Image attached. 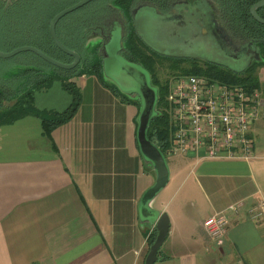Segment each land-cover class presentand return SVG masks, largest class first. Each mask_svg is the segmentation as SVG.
Listing matches in <instances>:
<instances>
[{
	"label": "crops",
	"instance_id": "1",
	"mask_svg": "<svg viewBox=\"0 0 264 264\" xmlns=\"http://www.w3.org/2000/svg\"><path fill=\"white\" fill-rule=\"evenodd\" d=\"M73 81L79 108L50 136L31 115L0 124V264H144L152 228L139 201L155 176L136 141L137 107L93 75ZM70 101L57 81L35 94L39 110ZM263 134L264 105L250 128L253 159L166 157L169 182L152 206L169 230L155 264H264V214H249L264 201ZM236 202L217 243L204 222Z\"/></svg>",
	"mask_w": 264,
	"mask_h": 264
},
{
	"label": "trees",
	"instance_id": "2",
	"mask_svg": "<svg viewBox=\"0 0 264 264\" xmlns=\"http://www.w3.org/2000/svg\"><path fill=\"white\" fill-rule=\"evenodd\" d=\"M79 0H0V50L11 51L20 46H33L48 56L62 62L71 63L73 57L64 53L53 43L49 34V23L60 10ZM107 0H93L85 6L67 14L56 24V34L61 43L76 51L80 56L79 64L73 69H61L44 61L33 52H20L7 59L0 58V124H12L25 116H35L40 120L42 132H51L70 121L81 102V92L73 81L76 71L79 75H93L109 87L124 101L134 104L137 110L140 102L130 99L102 78V54L100 44H88L87 38L93 30L97 14L105 10ZM134 0H113L129 16ZM147 1V0H144ZM154 1V0H149ZM223 8L231 22V30L239 32L243 38L254 42L264 53V25L257 22L249 12L258 0H214ZM257 14L264 18V6ZM132 14V13H131ZM123 55L140 64L150 74L151 82L158 89L157 111L149 124L147 138L154 142L163 154L170 146L171 129L167 112L166 95L170 77L196 74L206 76L227 84H237L248 88L259 86L256 62L243 72H234L224 66L204 60H190L180 72L168 77L159 75L158 55L146 47L138 37L136 29L127 28L123 39ZM156 56V57H155ZM180 61L186 62L183 59ZM59 82L70 95V104L62 111L39 110L35 106V94L48 89L53 82ZM138 114V113H137ZM155 229L148 237L147 248L153 243Z\"/></svg>",
	"mask_w": 264,
	"mask_h": 264
},
{
	"label": "water",
	"instance_id": "3",
	"mask_svg": "<svg viewBox=\"0 0 264 264\" xmlns=\"http://www.w3.org/2000/svg\"><path fill=\"white\" fill-rule=\"evenodd\" d=\"M93 0H79L78 2L60 10L57 12L49 23V34L50 37L57 48H59L64 53L69 54L73 57V61L71 63H62L41 50L33 47V46H20L11 51H1L0 50V58L7 59L15 56L20 52L30 51L38 55L44 61L52 64L61 69H73L80 62L79 54L64 46L59 40L56 34V24L57 22L66 16L67 14L85 6ZM208 1V0H206ZM264 6V0H258L254 4H252L249 8V12L252 17L264 25V18L260 17L257 14V9ZM144 12L147 16L156 15L159 18V21L165 22L167 25L172 27V33L169 37H167L165 41V51L168 52L171 47V43L173 40L181 41V49L186 51L187 53L178 54L182 55L181 57H189L192 59L201 58L202 55H206L213 60V63L218 65H222L223 56L221 55V51L223 50L218 38H223L222 34L216 32V35L212 34L215 40V44H210L211 34L209 36L205 31L201 30V27L198 24H184L182 21H187V17H179L178 15H172L169 13L163 14L155 5L150 3H141L137 5L131 11V15L134 20V26L137 32V35L142 39L146 45V39L144 34L140 31L138 26V21L141 16V13ZM152 17V16H151ZM190 20V19H189ZM188 20V21H189ZM90 37V36H89ZM87 38V45L91 44H100V51L104 56L109 57V51L113 50L114 47L118 48V51L123 48V27L120 25L118 29H111L108 38H104L103 35H99V40L96 42L91 41L90 38ZM193 40L194 42H191ZM223 40V39H222ZM120 44L117 47V43ZM188 43L192 44V47L188 45ZM122 63H125L126 73L123 77L122 81L113 80L110 77H106L107 80L103 78L109 84L114 85L120 93L127 96L130 99H137L140 102V108L138 110V114L136 117V141L138 144L139 152L143 159L144 164L149 167L154 173L155 179L153 184L147 188L142 194L139 201V218L140 222L143 224H149L150 228L155 229L156 235L153 243L149 246L148 252L146 254L144 264H155L158 261V251L164 242L168 230H169V218L165 212L157 211L152 203L156 196L161 192V190L167 185L169 182V166L167 163V158L165 154L161 152L158 146L147 138V130L150 124L151 119L158 114L157 111V101H158V89L152 84L150 74L146 69H144L140 64L131 63L130 61L121 58ZM212 62V61H208ZM245 68L242 69H232L234 72H243ZM80 71H76L75 76H78ZM104 74V71H102Z\"/></svg>",
	"mask_w": 264,
	"mask_h": 264
},
{
	"label": "built area",
	"instance_id": "4",
	"mask_svg": "<svg viewBox=\"0 0 264 264\" xmlns=\"http://www.w3.org/2000/svg\"><path fill=\"white\" fill-rule=\"evenodd\" d=\"M170 146L165 156L194 154L201 159L243 160L254 158L250 136L264 100L258 87L227 84L196 74L170 77L166 95ZM236 202L204 222L209 238L221 243L227 229V213H237ZM251 218L264 214V201L249 210Z\"/></svg>",
	"mask_w": 264,
	"mask_h": 264
},
{
	"label": "flooded vegetation",
	"instance_id": "5",
	"mask_svg": "<svg viewBox=\"0 0 264 264\" xmlns=\"http://www.w3.org/2000/svg\"><path fill=\"white\" fill-rule=\"evenodd\" d=\"M141 3H150L152 5H155L157 9H159L163 14L175 13L172 15H178L179 17L188 16L187 19L190 20L182 22L187 25L198 24V26L201 27V30L205 31L208 36L209 34H211V39L210 37H208L210 40V44H215V40L212 34L216 35L215 31L221 33L223 38H220V36L218 38V41L223 49L221 51L223 60L220 63H222L224 67L231 70L242 68H245L244 70H246L247 68L253 66L256 62H258L261 65V68H259H264V53H262L257 48L254 42L252 43L249 40L243 38V36L239 32L231 30L230 26L232 25L228 16L225 14L223 8L220 7L214 0H134L130 7V14L128 17L125 16V13L121 9V7L116 6V4L113 3V0H107L105 3V10L102 13L96 15L95 24L92 25L93 30L90 32L91 34L89 36L95 33L98 36L103 35V37L106 39L108 38L111 29L116 30L118 29V26L121 25L123 27V42L127 28H131V26L135 28L131 11ZM191 42L194 41L191 40ZM142 43L147 49V54H151L149 53L151 51L152 53L158 55V61L161 60V56H164L156 53L144 42ZM171 44L172 45L169 50H182L181 41H177L175 39ZM188 45L192 47L191 43H188ZM125 50L126 49L123 44L121 52ZM123 56L131 63L138 64L136 61L131 59V56ZM179 59L185 60L186 62L184 64H187L190 60H198L189 57H179L178 59H176V61H180Z\"/></svg>",
	"mask_w": 264,
	"mask_h": 264
},
{
	"label": "rangeland",
	"instance_id": "6",
	"mask_svg": "<svg viewBox=\"0 0 264 264\" xmlns=\"http://www.w3.org/2000/svg\"><path fill=\"white\" fill-rule=\"evenodd\" d=\"M151 16H147L146 14H144V12H142L138 21V26L140 28V31L144 34L148 46L156 53L164 55L161 56L162 58L159 61V71L157 72L163 77H168L172 73L180 72L181 68L184 67L185 62L176 61V59L182 56L178 54H183V56H185L184 54H186L187 52L184 50H167L168 52L164 53V43L167 37H169L172 33V27L167 25L165 22L159 21V18H157L156 15ZM89 38L91 41L93 40V42L99 40V36L95 33L92 34ZM116 43L118 47L120 41ZM121 58H124L123 53L121 52V50L118 51V48L116 47H114L113 50L109 51V57L102 55V71H104V74H102V78L107 80L106 77L108 76L111 79H115L119 82L123 80V77L125 76L124 73H126L127 69L125 68V63H122ZM199 59L213 62V60L206 55H202ZM260 68L257 69V75L259 77L258 88L264 100V81H261V79L264 78V68ZM261 141L264 143V134Z\"/></svg>",
	"mask_w": 264,
	"mask_h": 264
}]
</instances>
